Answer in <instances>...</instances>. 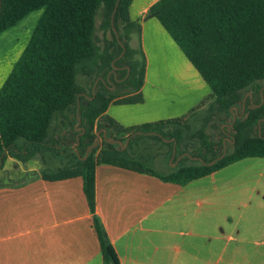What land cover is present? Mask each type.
Instances as JSON below:
<instances>
[{
	"label": "trees",
	"instance_id": "trees-1",
	"mask_svg": "<svg viewBox=\"0 0 264 264\" xmlns=\"http://www.w3.org/2000/svg\"><path fill=\"white\" fill-rule=\"evenodd\" d=\"M118 0H0V35L16 26L30 13L44 9V14L33 32L31 40L0 89V171L8 156L23 163L34 156L55 152L69 159V164L55 172L43 173L48 181L82 178L84 192L93 214L96 213V167L99 164L117 166L137 173L156 176L164 182L185 186L247 158H264V122L262 137L259 122L264 120V103L261 87L251 90L264 81V0H161L150 10L181 48L212 90L205 124L194 137L197 153L180 150L184 139V119H177L134 128H124L104 115L112 102L119 104L142 103L141 90L145 81L146 57L140 36L141 25L130 19L133 0H120L115 16V29L126 47V53L115 66L117 79L111 76L115 91L108 82L112 63L121 56L120 46L112 27V15ZM102 12V22L97 17ZM101 31L102 40L97 32ZM110 34L111 39H108ZM138 46L133 47V37ZM103 42V46L100 43ZM79 77L89 79L87 96ZM99 81L95 96L93 86ZM246 112L234 124L233 151L214 166L193 162L189 157L176 168L160 173L131 153L133 145L147 135L133 137L127 150L121 145L109 144L103 138L101 147L87 150L96 143V131L107 130L108 139L124 144L137 132L157 133L154 138L170 148L169 161L177 142V156L191 153L210 164L223 152L216 151L215 141L207 133L209 122L221 115L232 114L231 109L241 105L247 93ZM259 96V99H256ZM121 98V99H119ZM80 106L81 126L85 134L80 137L76 153L72 146L62 147L52 141L51 131L58 116L73 127L74 138ZM201 106V107H202ZM167 126L176 127L169 133ZM223 133H226L224 131ZM104 136V133H103ZM76 138L74 139L77 143ZM61 147L60 150L57 148ZM185 160L192 164H185ZM95 230L100 241L104 264H120L100 220L94 217Z\"/></svg>",
	"mask_w": 264,
	"mask_h": 264
},
{
	"label": "crops",
	"instance_id": "crops-1",
	"mask_svg": "<svg viewBox=\"0 0 264 264\" xmlns=\"http://www.w3.org/2000/svg\"><path fill=\"white\" fill-rule=\"evenodd\" d=\"M159 1L133 0L130 6L146 57L143 102L114 101L104 115L124 128L187 120L212 97L178 44L149 16ZM43 14L34 11L0 35V89ZM132 46H138L137 36ZM133 149L153 163L140 154L139 141ZM56 155L37 154L26 163L7 157L0 171V264H104L95 215L120 264H264V158L241 160L185 186L99 164L93 214L82 178L44 179L39 161L49 164ZM162 156L168 159V150Z\"/></svg>",
	"mask_w": 264,
	"mask_h": 264
},
{
	"label": "rangeland",
	"instance_id": "rangeland-1",
	"mask_svg": "<svg viewBox=\"0 0 264 264\" xmlns=\"http://www.w3.org/2000/svg\"><path fill=\"white\" fill-rule=\"evenodd\" d=\"M100 22H102V12L101 11L97 17V26L98 27L100 26ZM97 35L102 40V38H103L102 32L98 31ZM108 39L109 40L111 39L110 34L108 35ZM103 45H104L103 42H101L100 46L102 47ZM90 82L91 81H89V79H87L85 77H79V84L83 87H86V85L89 86ZM260 87H261V91H262L264 89V81H261L258 84H256L251 90H259ZM112 91H115V90L112 89ZM248 99H249V97H248ZM256 99H259V96H256ZM207 106H208V104L200 107L193 115H191L185 121V125H188L189 128L184 129V139L180 145L181 151L187 150L191 153H197L198 152L199 144H198L197 140L195 139L194 135L205 124V118L207 117V113H206ZM238 108H239V113H241V105L238 106ZM232 120H233V114H225V115H221L219 117L213 118L209 122V124L207 125V130H210V132L212 133L211 138L215 141L216 151L218 153L223 152L224 148H225V145L223 143V139H224L223 129H225L224 131L228 132L230 135L233 136V130L228 129L226 127L222 128V125L229 124L232 122ZM79 128H83V127L80 125ZM174 129H176V127H173V126H167V127L162 128L163 132H165V133H169L170 131H172ZM65 130H66V133L64 134ZM104 130H106V129L104 128ZM98 132H100V130L96 131L97 139H98ZM107 135H108V133H107ZM51 137H52V141L53 140L57 141L61 146L64 145L68 139H70L72 141L69 146L73 147L76 144L74 141V139L76 137L74 138L73 127H71L69 125L68 121H66V119H64L62 116H58L57 119L55 120L53 127H52V131H51ZM103 138H104L103 130H101V135H100L101 143L98 147L102 146ZM138 141H139V144H141V146H142L140 154L143 155L144 157L152 158L153 163L150 164V166L154 170H156L157 172H161V173L162 172L167 173V172H169V170L171 168L177 167V166H175L176 162L171 164L169 161V158L164 159L162 156L164 150H168V152L170 151L169 147L164 146L162 143H160V141H158L154 138L148 137V135L143 137L142 139H140ZM227 146H228V152L231 153L233 151L232 144L227 143ZM128 147H129V145H128ZM128 147L124 150H127ZM130 152L134 153V149L130 150ZM50 159L51 160H49V164L48 163L44 164V161H41V160L39 161L40 166H42V171L47 172L49 174L51 171L55 172L57 169L65 166V165H68L70 163L69 159H67L65 157H64V159H62V157L61 156L59 157L58 155H56L55 157L50 158ZM193 162H199V161H193ZM185 164H192V161L185 160ZM25 167H26V169H29L28 165H25ZM232 173L233 172L230 171L227 174H232ZM5 179H7L6 176H5Z\"/></svg>",
	"mask_w": 264,
	"mask_h": 264
},
{
	"label": "water",
	"instance_id": "water-1",
	"mask_svg": "<svg viewBox=\"0 0 264 264\" xmlns=\"http://www.w3.org/2000/svg\"><path fill=\"white\" fill-rule=\"evenodd\" d=\"M119 3H120V0H118V2H117V4H116V7H115V9H114L113 15H112V27H113V30H114V32H115V34H116V37H117V40H118L120 46L123 48V53L121 54L120 57H118L117 59H115V60L113 61V63H112L113 70H112V72H110L109 75H108V82H109V84L113 87V88H112L113 90H115V87H114V83L111 82V76L114 75V77L117 79V71L119 70V68H117V67L115 66V64H116V62H117L119 59L123 58L124 55H125V53H126V47H125V45L122 43V41L120 40V35L118 34V32H117V30L115 29V26H114V25H115V16H116V13H117V9H118ZM99 81H103V82H105V80H104L103 78H98V79L96 80V82H95V84H94V86H93V89H92V90H93V94H94V96H95L96 88H97V86H98ZM82 95H83V96H86V95H84V94H82ZM261 95H262V98H263L262 103H261L260 105H256L255 107H260V106L264 103V89L261 91ZM248 97H250V101H251V103H253V96H252V93L249 92V93L245 96V98H244V100H243V103H242L243 105H242L241 113H239V108H238V107H234L233 109H231V113L233 114V120H232V122H231L230 124H225L222 128H224V127H230V128H233V127H234V124L236 123V121H237L238 119H242V118L244 117L245 112H246V102H247V100H248ZM77 119H78V123H77V125H76V127H75V131L78 132L79 134H78V136H77V138H76L77 143L73 146V148H74V150L76 151V153L79 155L78 150H77L78 146L80 145L79 139H80L81 136H83V135L85 134V128H79V126H80L81 123H82L81 118H80V106H79V108H78ZM262 122H264V120H261V121L259 122V135H260V137H262V126H261ZM103 133H104V139H105L109 144H113V145H121V146H123V150L126 149V148L128 147V145L130 144L131 139H132L133 137H135V136H138V135H148V136H160V137H162L161 135H159V134H157V133H153V132H151V133L137 132V133H135L132 137L128 138L127 142L124 144V143H123L122 141H120V140H116V141L109 140V139H108V135H107V131H106V130H103ZM100 135H101V131L98 132V139H97L96 143L89 147V149L87 150V153H86V157H85L83 160H86V159L88 158L90 152H91L93 149L97 148V147L100 145V143H101ZM164 141L167 142V143H172V142H174L173 156H172L171 161H170V163L173 164V161L175 160V158H176V156H177V142H176V140H174V139H170V140L165 139ZM227 142H230L232 145H234V144H235V139H234V137H233V136H230V135L227 136V139H225V141H224L225 148H224L223 154H222L220 157H218L217 159H215L213 162H211L210 164H207L206 162H204L203 158H201V157H193L190 153H185V154H183L181 157H179V158L177 159V161H176V163H175V166L178 164V161H179L181 158H183V157H189L191 160H193V161H199V162L203 163V164L206 165V166H214L217 162H219L220 160H222L223 158H225V156L227 155V152H228Z\"/></svg>",
	"mask_w": 264,
	"mask_h": 264
}]
</instances>
